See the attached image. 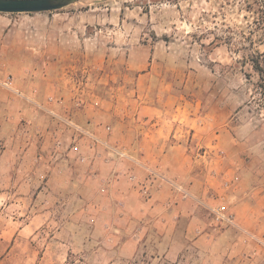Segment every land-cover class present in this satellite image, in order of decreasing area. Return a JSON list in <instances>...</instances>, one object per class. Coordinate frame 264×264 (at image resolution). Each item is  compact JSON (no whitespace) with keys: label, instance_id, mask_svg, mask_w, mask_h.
Returning <instances> with one entry per match:
<instances>
[{"label":"rangeland","instance_id":"obj_1","mask_svg":"<svg viewBox=\"0 0 264 264\" xmlns=\"http://www.w3.org/2000/svg\"><path fill=\"white\" fill-rule=\"evenodd\" d=\"M0 15L27 18L31 52L0 63L15 79V91L0 86V264H264V0H82ZM43 108L102 143L81 140L77 155ZM179 139L191 160H153ZM171 166L198 189L157 195ZM226 175L239 189H223ZM224 195L234 225L214 222Z\"/></svg>","mask_w":264,"mask_h":264},{"label":"crops","instance_id":"obj_2","mask_svg":"<svg viewBox=\"0 0 264 264\" xmlns=\"http://www.w3.org/2000/svg\"><path fill=\"white\" fill-rule=\"evenodd\" d=\"M27 20V18L25 17H16L13 18L11 16H2L0 15V63H6L9 64L10 61L12 62H18L17 59L22 58L20 60H22L23 63H26V59L29 58L31 52L30 51H26V50H21V43L23 44L25 39L24 37L26 36V32H27V27L24 26V21ZM24 48V47H23ZM25 49V48H24ZM20 52L24 53V56L27 58H23V57H16L15 55L17 53ZM17 52V53H16ZM15 53V55L13 54ZM6 58L10 59V61H6ZM143 77H145V75H140L139 79L142 80ZM71 95L70 94L69 98L68 97H64L65 100L70 99L71 102ZM77 95V94H75ZM48 97L45 98V100ZM30 100H33V98L31 97ZM97 104V103H96ZM65 105L68 106V104ZM77 104L74 103V106H76ZM87 107V106H86ZM141 107V109H140ZM139 107V115H145V116H150L152 117V115H154V113H156L157 115V111L159 110V108H155L153 106H149V105H141ZM74 108L71 103H70V109ZM90 109L92 108L91 106L89 107ZM90 112L88 110V107L85 108L84 110L81 109V111H79L78 113H88ZM98 129V128H96ZM99 130L103 133V135H110L109 130H107L106 126H99ZM104 130V131H103ZM106 133V134H105ZM155 136H152V139H154ZM175 141V140H174ZM155 144V141L153 142ZM159 144H155V147L157 146H161V150L164 147L168 148L167 151H163L158 154H154L153 160H156L157 162H160L162 160H172V161H189L192 158V154L191 152H189V149L187 147V144L185 143V141L182 143V140H178V142H165L162 146V144L160 145V142H158ZM146 153H149V151H146ZM157 155V156H155ZM154 165V164H153ZM157 165V164H156ZM154 165V167L156 166ZM172 165V164H171ZM189 165V164H188ZM159 169L162 168V166H158ZM158 169V170H159ZM145 171V170H144ZM164 171V170H163ZM168 173L167 176H165L166 180H158L156 182V187H158L156 189V194L157 195H163L164 192H169V194H176L177 193V186H183L188 192L193 193L194 189H198V185H196L195 182H197L198 178L196 175H193L192 173H190V169H187V171L178 169L174 166H171L170 169H168ZM146 173V172H145ZM162 173V172H161ZM166 173V172H165ZM164 175V174H163ZM180 182H183V184H181ZM183 187H180L183 189ZM176 188V189H175ZM188 202H193V200L189 199ZM192 213L188 214L187 217L191 218L190 222H189V228L187 229V231H191V227L195 224L193 221H195V218L193 216L192 218ZM178 217V216H177ZM177 226H178V222H176L175 227L173 229L174 233L176 232L177 234ZM199 235L202 234V231L200 229H197ZM203 238V236L199 239L201 240Z\"/></svg>","mask_w":264,"mask_h":264},{"label":"built area","instance_id":"obj_3","mask_svg":"<svg viewBox=\"0 0 264 264\" xmlns=\"http://www.w3.org/2000/svg\"><path fill=\"white\" fill-rule=\"evenodd\" d=\"M14 77L13 75H6L3 78L0 77V86L7 88L11 91H15L14 89ZM64 100L60 99V100H56L54 97H49L48 98V104L52 107V106H59L60 108L64 109V110H68V112H70V109H66V106L64 105ZM78 106H81V102L77 103ZM46 111H48V113H50L51 115H53L54 117H56L60 124L63 126V128L61 129L62 132L68 131L69 133H71L69 136L66 137V140H68V142L70 143V150L74 153H76L77 155H81L82 151L80 150V145L78 144L79 141L81 140H89L91 142V145L94 146H98L99 144L102 143V141L100 140V138L98 136H96L95 134H92L91 132H89V130H86L84 128H82L81 126L75 124L73 122V120L71 119L70 115L68 114L67 116H61L58 115L53 109H47V108H43ZM107 130H111V128L109 126L106 127ZM239 178L236 177H232L230 178L228 175L224 176V181H223V189L225 191H232L234 188L235 189H239L240 185L238 183ZM221 202L222 205L218 206V208L214 211V222L217 225H222V226H227V225H234L236 223V215L234 212H232L229 209V198L228 196L224 195L221 197Z\"/></svg>","mask_w":264,"mask_h":264},{"label":"water","instance_id":"obj_4","mask_svg":"<svg viewBox=\"0 0 264 264\" xmlns=\"http://www.w3.org/2000/svg\"><path fill=\"white\" fill-rule=\"evenodd\" d=\"M82 0H0V14L52 13Z\"/></svg>","mask_w":264,"mask_h":264},{"label":"trees","instance_id":"obj_5","mask_svg":"<svg viewBox=\"0 0 264 264\" xmlns=\"http://www.w3.org/2000/svg\"><path fill=\"white\" fill-rule=\"evenodd\" d=\"M254 67L256 72L259 74L260 76V80L261 82L258 84V87L260 90H262V94L264 95V67L262 62H260V60H257L254 62Z\"/></svg>","mask_w":264,"mask_h":264}]
</instances>
